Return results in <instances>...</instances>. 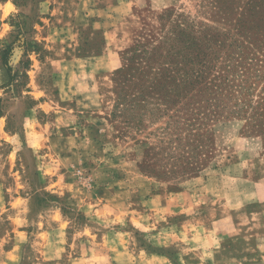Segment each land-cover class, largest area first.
Here are the masks:
<instances>
[{
  "label": "rangeland",
  "instance_id": "obj_1",
  "mask_svg": "<svg viewBox=\"0 0 264 264\" xmlns=\"http://www.w3.org/2000/svg\"><path fill=\"white\" fill-rule=\"evenodd\" d=\"M208 1L0 0V49L15 42L29 76L13 93L0 67V264H264V154L245 121L213 123L192 172L174 107L132 85L119 101L172 24L218 26Z\"/></svg>",
  "mask_w": 264,
  "mask_h": 264
},
{
  "label": "trees",
  "instance_id": "obj_2",
  "mask_svg": "<svg viewBox=\"0 0 264 264\" xmlns=\"http://www.w3.org/2000/svg\"><path fill=\"white\" fill-rule=\"evenodd\" d=\"M204 13L218 26L203 27L194 20L172 24L162 40L163 52L157 48L150 53L147 69L121 74L119 95L124 102L122 92L129 93L125 85H132L140 90L133 101L157 94L164 106L160 111L167 115L175 108L171 115L177 118L170 125L179 131V142L184 140L182 131L187 134L184 148L191 149L190 158L197 164L187 169L192 172L200 169L198 155L216 147L212 124L220 120H244V134L258 137L264 154V0H209ZM14 44L0 49V67L6 69L13 93L27 87L29 79L10 63ZM26 45L35 52L40 49L38 42ZM139 118L138 124L143 120ZM13 119L8 117L7 129L18 133Z\"/></svg>",
  "mask_w": 264,
  "mask_h": 264
},
{
  "label": "crops",
  "instance_id": "obj_3",
  "mask_svg": "<svg viewBox=\"0 0 264 264\" xmlns=\"http://www.w3.org/2000/svg\"><path fill=\"white\" fill-rule=\"evenodd\" d=\"M79 8H81V9H79V11L81 10V13H82L83 7L81 6V3H79ZM90 10L91 11L96 10L98 12L100 11L99 9H93V8H91ZM90 14H88V15H90ZM105 43H106V41H105ZM79 44H80V39H79ZM106 44L103 46V53L102 54H98V53L82 54L79 52V56H78L79 57V72L83 71V70H81V68H87L88 66L94 65V63H95L94 59H98L100 56H102L106 52V49H107Z\"/></svg>",
  "mask_w": 264,
  "mask_h": 264
}]
</instances>
